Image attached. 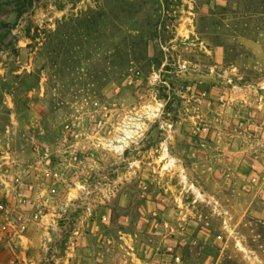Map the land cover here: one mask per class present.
<instances>
[{
    "label": "rangeland",
    "instance_id": "obj_1",
    "mask_svg": "<svg viewBox=\"0 0 264 264\" xmlns=\"http://www.w3.org/2000/svg\"><path fill=\"white\" fill-rule=\"evenodd\" d=\"M262 144L264 0H0V264H264Z\"/></svg>",
    "mask_w": 264,
    "mask_h": 264
},
{
    "label": "built area",
    "instance_id": "obj_2",
    "mask_svg": "<svg viewBox=\"0 0 264 264\" xmlns=\"http://www.w3.org/2000/svg\"><path fill=\"white\" fill-rule=\"evenodd\" d=\"M262 146H264V145L262 144Z\"/></svg>",
    "mask_w": 264,
    "mask_h": 264
},
{
    "label": "trees",
    "instance_id": "obj_3",
    "mask_svg": "<svg viewBox=\"0 0 264 264\" xmlns=\"http://www.w3.org/2000/svg\"><path fill=\"white\" fill-rule=\"evenodd\" d=\"M150 34V33H149Z\"/></svg>",
    "mask_w": 264,
    "mask_h": 264
}]
</instances>
